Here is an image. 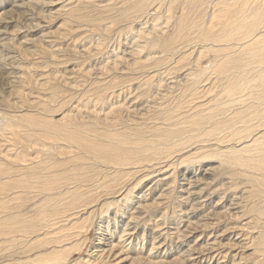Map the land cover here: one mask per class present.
I'll list each match as a JSON object with an SVG mask.
<instances>
[{
  "label": "rangeland",
  "instance_id": "rangeland-1",
  "mask_svg": "<svg viewBox=\"0 0 264 264\" xmlns=\"http://www.w3.org/2000/svg\"><path fill=\"white\" fill-rule=\"evenodd\" d=\"M138 1L139 0H0V15H4L0 16V125L7 124V116H13L16 120H24L28 115L32 116V120L36 122L42 119L46 121L51 120V123L57 120L61 121L59 125L62 130L68 132L69 137L71 136L70 132L74 131L92 140L97 138L101 139L102 135H106L107 132L109 133V129L111 128L109 134H112L114 131L113 133L115 134L127 135L129 133V136H137V133L141 132V134H146L145 137H149L151 135L150 132L154 133L155 129L166 127L168 123H170V125L175 123L179 124V122H177L178 119L183 123L187 121L186 118H190L192 115L193 117L198 116L196 114L199 113V110L202 111V109H205L206 111L214 112L211 107L216 104L218 98L221 99L222 102L229 101L223 96L220 88L227 83L225 76H231V73L235 75L233 73L236 72H232L235 71V68L230 67V73L227 71V73L223 75L220 74L223 62L224 64L228 63V66L226 65L228 68L232 66L229 61L234 60L232 63L237 64L239 67L238 69H240L239 71H243L240 73L246 77L245 81L251 79L254 80L251 83L261 81L262 75L264 74V54L255 57L257 62L253 57L249 56L248 51L255 52L263 45L257 42L260 35L264 33V26L260 25V28L250 36H248L249 32H247L246 35L248 38L246 35L244 37H241L243 35L235 37L234 40L236 42L232 40L231 42H223L224 37H221L224 36L226 32V24L229 27L230 22L236 25L240 22L239 19H241V21H247L248 23L251 21L253 22V18L248 19L246 16L250 17L252 13L254 14V9H259L256 5L264 10V0H149L150 3L148 0H143L141 4L145 5L143 6L144 8L139 4L138 7L133 8L134 11L128 9ZM225 1H229L227 10L225 9ZM33 2L35 5H33ZM245 2L249 3L246 4ZM220 4L222 6H220ZM232 5L234 7H232ZM248 5H250L252 9ZM140 7L143 10H141ZM235 7L237 10L240 9L238 10L239 12L236 11ZM246 8L247 11H249L248 14L246 13ZM79 9L85 14L82 18L81 13H77ZM73 10H75V12H72ZM251 10L252 13L250 12ZM262 10L261 12H264ZM23 11L25 13H23ZM217 11L219 12L217 13ZM51 13L53 15H50ZM237 15H239L240 18ZM221 16L224 19H222ZM225 16L227 19H225ZM219 18H221L220 21ZM243 18H246V20ZM213 22H215V24ZM262 22L264 23V20H261L260 23L263 24ZM210 25H216L217 27H211ZM223 25L225 26L224 28L222 27ZM209 26L210 29H208ZM218 33L219 36L222 33V36L219 37L217 35ZM205 35L207 37L216 36V39H210L208 37L210 41L205 42L204 39L207 40ZM255 35L256 39H252L255 38ZM217 37H219L218 40ZM169 39L175 40H172L174 41L172 42L168 41ZM240 40H243L242 42H244V44H242ZM219 41H221V45H218ZM155 42H159L160 44H155ZM165 42L171 43L168 44L170 47H167ZM253 43L257 44L254 46ZM222 45L224 47L226 45V49L222 48ZM245 46H247V48ZM252 46H257L259 48L254 49ZM209 47L213 48L209 49ZM219 47H221L222 53L220 52L221 50L218 49ZM215 52H219L221 56L219 53L215 54ZM223 52H226L227 54H225L227 56L223 54ZM243 52H246L245 54L248 53L246 56H249V58H243L245 57ZM236 53H238L237 55H240L241 58L236 56ZM242 53L244 55L243 57ZM222 55H224L223 58H221ZM228 56L230 57L226 59ZM260 57L262 58L260 59ZM223 59L226 60L222 62ZM228 59L230 60L226 62ZM245 59L248 61L250 59L253 63L250 64L251 62ZM217 61H221L222 64L220 63V65ZM238 61L245 63L247 67H245V65L243 68L242 64L239 65ZM244 61H247V63ZM216 64L218 65L215 66ZM248 65L251 66L248 67ZM212 68L220 73L216 72V74ZM218 79L221 80L220 82L222 83H220ZM186 87H188V89ZM258 88L261 89L260 86H256L250 91L247 90L248 93L246 92L244 94L248 99L246 101L247 105H249L248 102L253 103L254 95L261 91ZM181 90H183L182 93L184 94H181ZM252 91L255 92L253 93ZM181 99L185 100L181 101ZM169 100L171 105H169ZM179 103H181V106L176 107ZM243 105L244 104H238L232 109L241 108ZM260 105L261 107L264 106V102ZM175 108L179 110L175 111ZM244 108H246V106ZM167 109H170V111ZM194 110L195 112H193ZM230 112L231 111L227 112V114ZM152 113L153 115H151ZM188 113H190V116ZM176 114L183 115L182 117L186 118L183 119ZM231 116L232 115L228 117L224 116L223 118L227 121L232 119L235 120V118H231ZM4 117H7V120L3 121ZM169 117H171L172 120H170ZM166 118L167 120L169 119L168 122L165 120ZM175 118L176 120H174ZM157 120L164 123L155 124ZM24 122L25 124L23 125L28 126V121L26 122V120H24ZM160 124H162V126ZM64 125H67V127ZM129 126H131V128ZM148 127L151 131L146 129ZM142 128L144 130H142ZM152 130L154 131L152 132ZM262 130L264 131V127ZM25 139L28 144L36 141V138H31L29 135H27V137L25 136ZM7 142L8 140H2L0 137V144H7L5 147H2L3 152L1 154L3 155L1 156L14 152L9 148L11 143ZM65 142L67 141L60 140L59 144L64 145V147L62 148L60 146L58 148L62 149L64 153L62 157L66 158L65 163L67 164L63 167L65 168V166L68 165L66 166V170L68 171V168H71L73 165V171L77 172L76 169H83L81 163H86V167L87 165L88 167L91 166L89 170L95 165L96 168L94 167V171L96 173L91 169V172H85L82 177L77 176V174L75 175L76 177L72 175L79 181H75L72 176H69L72 180L67 178L69 181L68 183L65 180V182H62V185L65 186H62V188L60 187L61 190L56 188L59 192H56V190H54L55 192L53 191L55 194L52 192V195H55L56 198V200H54V197H52L54 201H51L52 199H49L46 195L37 194V192L29 190L26 194L28 197H24L23 199L25 200L24 205L16 208L18 202H16L15 198H22V196H19L22 195L20 192L13 193L12 191H8V195L6 196L0 194V264H27V262L30 264L32 259L38 257L41 253L46 254L53 251L57 246L59 249H67L68 257L64 264H109V262L115 264L116 261L119 260H114L115 255H110L108 260H106L107 262L98 259L96 257V246L100 240L101 234H103V237L107 238L104 240L112 241L113 244L116 242L119 243L120 238L118 235L125 229H127L126 233L134 232L127 237H132L130 239L132 240L130 245L134 244V248H140V252L143 253H134L133 255L137 257L143 256V258H146V256H148L147 254L155 238L158 237L159 242L164 241V245L162 244L161 248L158 249L159 252L156 253L157 255L158 253L160 254V256L156 257V260H158L160 264H259L260 262H264V256L262 254L264 252V245H259L257 241L259 237H261V232L264 230V219H257V212L249 211V209L257 205L256 203H258V207L264 205L263 201H261L264 199V195L260 193L257 188L253 187L249 179L250 177L253 178L257 177V175H261V177H258L262 182V180H264V173L259 174V172H255L251 167L248 169L235 162L222 163L215 158L211 160L204 159L203 163L199 165L198 158H200V151H198V149H201V147L198 148L195 144L189 147L188 150L175 152L171 157L160 159V161L167 160V162L170 160L168 163L164 162L157 165L159 162V160L157 161V156H150L149 159L151 161L147 160L150 163L145 160V163L134 165V167L133 165H131L132 167L130 165H120L113 167V169H107L105 168L107 166L106 164L96 163L93 160V156H91L92 153L88 151V153H90L88 154L76 145L71 149L75 150L74 156L78 157H74V160L77 159L75 160L76 162H71V160H69L70 149L67 148ZM236 144L239 145L238 143ZM214 147L217 146L208 143L203 149L208 154L209 151L213 153L212 149ZM238 147L240 148L242 146L239 145ZM184 153L186 156L183 155ZM32 154L34 157L35 153L32 152ZM180 154L183 155V157L193 156V158H195V156H197L194 159L195 161L197 160L196 162L190 159L196 164H189L188 167L185 165L187 163L180 164L178 159V157L181 156ZM83 156L87 157V160L90 158L92 161L89 159V161L83 160L85 162H80L78 158ZM5 160L7 159L5 158ZM48 160L50 163V159ZM79 163L82 166H80ZM89 163H91V165ZM173 163H175V165ZM58 164L62 171L63 164ZM170 165H172V167ZM118 168L121 172L118 171ZM132 168L133 170H130ZM126 169L129 173H134L129 176ZM205 169H207V173H204L203 170ZM89 172L90 175H104L106 173L108 177H111L109 174L113 175L114 173L116 178H119V182L121 181V184L117 188L123 186V189L117 190L119 192H115L111 196H105L104 193L102 194L100 192L101 199L99 198L98 202L95 201L87 212H84V210L80 211L81 208H78L76 211L71 210L65 215L62 214L63 216L54 215V213H56V211H54L55 207L60 206L61 209H64L60 199L62 195H64V197L66 196L64 194L65 192H68V194H89V189H91V187L93 188L92 185H99L101 183V181L97 179L95 183L93 181H90V183L84 182L83 178L88 176L86 174H89ZM253 172L257 175L251 174ZM144 174L147 175L145 178L143 177L145 176ZM101 177L103 178V176ZM81 178V182H84L83 184L86 186L88 184L87 187L89 189L80 182ZM139 180L141 181L140 183ZM70 181H74V184L69 183ZM260 181L257 183L258 185ZM79 183L82 185L80 186L81 189L78 188ZM189 183L192 185H189ZM76 185L78 187H76ZM74 186L78 192L74 191L75 189L73 190ZM67 188H70L71 191ZM180 188L188 189L195 194L181 191ZM78 189L83 192L81 193ZM1 192L3 193L4 191L0 187V193ZM253 192H255L256 195H254ZM92 193L97 195L95 191H91L90 195ZM161 193H164V195L158 199ZM47 198L51 201L48 204L44 202L47 201ZM10 199H14L12 207L5 208L7 206L6 203ZM112 199H114V201L117 200L114 202ZM234 200L236 201L234 202ZM259 201L261 203H259ZM36 202L40 203L37 204ZM107 202L115 204H112L111 207L105 206V204H108ZM57 203L59 205H57ZM148 203H154L151 207H153L152 209L155 211L152 210L151 207L144 208V204ZM44 204L45 206H42ZM192 204L194 205L193 207ZM232 205L235 206L231 207ZM32 206H35L36 209ZM42 207L47 209V215L50 214L52 218L55 217V219L56 217L58 219L60 218L57 223L51 222L56 220H53L51 216L48 215L47 218L50 217L52 220L47 223V226L44 223V228L40 229L39 232L25 236L21 234L22 232L19 233L20 226L15 225L13 227L14 229L11 228L10 230H6V227L3 226L4 222L9 223V219L17 215L29 217L31 214L39 218L44 212V208ZM194 208H197V210H194ZM91 209H93V211ZM23 210L24 212H22ZM123 210H125V214L122 213ZM192 211H196L195 216H193L194 213H192ZM246 212H248V214ZM90 213L93 214L91 217L88 215ZM26 214L27 216H25ZM235 216L238 217L236 218ZM86 217H90L88 221H85ZM113 217H115V221L112 219ZM62 218L63 220L61 221ZM18 219L22 218H16L14 220L18 221ZM162 220L164 224H162ZM68 221L71 223L69 224ZM192 221H194L198 230L190 232V234L187 235L189 236L187 239L183 237L185 238L183 241V245L185 246L184 250H191V248L203 249L204 256L195 254V257H201L195 258L193 256L194 260L184 261L183 259V262L178 261V259H176L179 254L176 253L177 241L180 240L178 237ZM75 222L78 224H75ZM81 223H83L82 225L85 224L84 226L87 228L84 226L76 227V225ZM100 223L103 224V229H99ZM108 223H110V225H108ZM113 223L118 225V230L115 235H112V238L110 233L108 234L107 232L109 229L114 230ZM127 223H129L128 226L126 225ZM158 224H160L159 227L157 226ZM241 224H246L245 230L241 231V233H244L243 235L241 233L225 234L227 228H232V226L234 227ZM74 228H76V230ZM1 232L5 234L2 235ZM54 235L59 236V238L56 239ZM181 235H183V233ZM50 239L53 240V242L48 244ZM148 239H150V241ZM234 244H236L235 247ZM130 245L127 247L126 252H131L130 249L132 246ZM10 246L13 247L11 248ZM27 248L30 249V251ZM37 253H39V255H36ZM28 255L31 257L29 256V258H27ZM241 257H244V259H241ZM98 260H100L99 263ZM32 263L37 264L34 262ZM129 263L130 261L124 264ZM58 264H61V262ZM119 264L123 263L121 262Z\"/></svg>",
  "mask_w": 264,
  "mask_h": 264
},
{
  "label": "bare ground",
  "instance_id": "bare-ground-1",
  "mask_svg": "<svg viewBox=\"0 0 264 264\" xmlns=\"http://www.w3.org/2000/svg\"><path fill=\"white\" fill-rule=\"evenodd\" d=\"M127 1V0H125ZM149 1V0H148ZM147 1V2H148ZM233 1V0H232ZM143 2V0H139L137 3H134V5L128 9H132L133 8H136L139 6V4H141ZM229 2V1H228ZM228 2L225 1L226 3V8L224 6V8L227 10V4ZM150 3V1H149ZM148 3V4H149ZM246 3V2H245ZM249 3V2H247ZM246 3V4H247ZM25 4V2H24ZM29 4V3H28ZM46 4V3H44ZM49 4V3H48ZM146 4V3H145ZM195 4V3H194ZM232 4V2H231ZM244 4V3H243ZM242 4V5H243ZM23 5V4H22ZM32 5V4H31ZM33 5L34 2H33ZM131 5V4H130ZM142 5V4H141ZM196 5V4H195ZM230 5V4H229ZM234 5V3H233ZM232 5V7H234ZM237 5V4H236ZM235 5V6H236ZM25 6V5H24ZM143 6H145L144 4L141 6L142 8H144ZM166 6V5H165ZM220 6H222L220 4ZM219 6V7H220ZM241 6V5H239ZM250 6V5H248ZM257 8L259 9H254L255 12L254 14L252 13V10L250 11L252 13V15L249 17V16H246L248 14L249 11H247V8H246V18L248 19H252L253 22L251 21L250 23H248L247 21H241L238 23V25L236 24H232L230 21V26L228 27L227 24H226V27L223 25L222 27L226 28L225 29V34L224 36H222V33L220 36H222L221 38L224 37L223 39V42L224 41H228V42H231L234 41V38L239 36V35H243L241 37H244L246 35L247 32H249V35L250 36L251 34H254L259 28H260V25L264 26V23L261 24V20L263 21L264 20V12H261V9L260 6L258 7V5H256ZM29 7V5H28ZM125 7H126V4H125ZM140 7V9H141ZM255 7V6H254ZM18 8V7H17ZM221 8V7H220ZM223 8V7H222ZM236 8V7H235ZM251 8V6H250ZM33 9V8H32ZM146 9V8H145ZM170 9V7H169ZM217 9V8H216ZM252 9V8H251ZM261 9V10H260ZM143 10V9H141ZM218 10V9H217ZM235 10V9H234ZM240 10V9H238ZM237 8H236V11H238ZM243 10V9H242ZM241 10V11H242ZM245 10V9H244ZM250 10V9H249ZM134 11V10H133ZM136 11V10H135ZM145 11V10H144ZM172 11V10H171ZM222 11V10H221ZM229 12H231L230 10H228ZM227 11V12H228ZM240 11V12H241ZM264 11V10H262ZM14 12V11H13ZM72 12H75V10H73ZM81 13V18L83 16H85V14H83L82 12L83 11H80L77 10V13ZM124 12V10H123ZM141 12V11H140ZM219 11H217L218 13ZM228 12V13H229ZM239 12V11H238ZM23 13H25L23 11ZM53 13V12H52ZM50 14V15H53V14ZM171 13V12H170ZM215 13V12H214ZM213 13V15L215 16V14ZM216 13V14H217ZM232 13V12H231ZM7 14V13H6ZM22 14V13H20ZM32 14V13H31ZM128 14V13H127ZM130 14V13H129ZM134 14V13H133ZM224 14V13H223ZM227 14V13H226ZM234 14V13H233ZM238 14V13H237ZM2 16H4L3 14H1ZM0 15V16H1ZM76 15V14H75ZM135 15V14H134ZM133 15V16H134ZM220 15V14H219ZM235 15V14H234ZM233 15V16H234ZM240 15V14H239ZM239 15H237L239 17ZM250 15V14H249ZM77 16V15H76ZM124 16V15H123ZM129 16V15H128ZM127 16V17H128ZM212 16V17H214ZM126 17V18H127ZM130 17V16H129ZM219 17V16H218ZM222 17V16H221ZM229 17V16H228ZM231 17V16H230ZM236 17V16H234ZM241 17V15H240ZM239 17V18H240ZM1 18V17H0ZM3 18V17H2ZM233 18V17H232ZM246 18L244 20H246ZM217 19V18H216ZM221 18H219V21H220ZM222 19H224L222 17ZM225 19L226 16H225ZM247 19V20H248ZM160 20V19H159ZM216 21V20H214ZM223 21V20H222ZM212 23V22H211ZM215 24V22H213ZM220 23V22H219ZM225 23V22H224ZM223 23V24H224ZM237 23V22H236ZM134 24V23H133ZM167 26V25H166ZM194 26V25H193ZM208 26V25H207ZM211 26V25H210ZM210 26L208 27V29H210ZM212 26H215L217 27L216 25H212ZM211 26V27H212ZM219 26V25H218ZM221 27V26H220ZM221 27V28H222ZM207 29V28H206ZM214 29V28H213ZM216 29V28H215ZM154 30V29H153ZM205 30V29H204ZM212 30V29H211ZM164 31V29H163ZM208 31V30H206ZM210 31V30H209ZM221 31V30H220ZM219 31V32H220ZM224 31V30H223ZM184 32V31H183ZM203 32V31H202ZM259 32V31H258ZM262 32V30H261ZM205 33V31H204ZM217 33V32H216ZM215 33V34H216ZM202 34V33H201ZM206 34V33H205ZM208 34V33H207ZM210 35V34H208ZM214 35V34H213ZM219 36V33L217 34ZM257 35V34H256ZM256 35L254 36L255 38H252V39H256ZM177 36V35H176ZM203 36V35H202ZM212 36V35H210ZM219 36V37H220ZM247 36V35H246ZM247 36V38H248ZM258 36V35H257ZM205 37H207L205 35ZM209 37V36H208ZM207 37V40L206 41H210L209 38L213 39L215 38L216 36L214 37ZM217 37V40L218 38ZM259 37V36H258ZM161 38V37H160ZM220 38V39H221ZM251 38V37H250ZM154 39V38H152ZM216 39V38H215ZM214 39V40H215ZM161 40V39H160ZM167 40V39H166ZM172 40H175V39H172ZM172 40H168V41H172ZM150 41V40H149ZM162 41V40H161ZM160 41V42H161ZM212 41V40H211ZM243 40H240V42H242ZM252 41V40H251ZM167 42V41H166ZM165 42V45L167 44V47L169 46L168 44H171V43H166ZM174 42V41H172ZM247 42V41H246ZM245 42V44H246ZM254 42V41H253ZM256 42V40H255ZM151 43V42H150ZM159 43V42H158ZM157 42H155V44H158ZM176 43V42H175ZM221 41H219V44L218 45H221L220 44ZM233 43V42H232ZM260 44L262 43L263 45H261V48L259 47H254L256 44ZM256 44H254V46H252L254 49L255 48H259L257 49V51L255 52H249V56L250 57H253L255 59L256 56L258 55H261V54H264V33L262 35H260L259 37V40ZM160 44V43H159ZM158 44V45H159ZM215 44V43H214ZM242 44H244V42H242ZM252 44V45H253ZM164 45V44H163ZM175 45V44H174ZM212 45V44H211ZM216 45V44H215ZM237 45V44H235ZM249 45V44H248ZM173 46V45H172ZM206 46V45H205ZM209 46V45H208ZM243 46V45H242ZM251 46V45H250ZM160 47V46H159ZM166 47V46H164ZM170 47V46H169ZM217 47V46H216ZM222 48H225V47L222 45L221 46ZM221 47H219L218 49L221 50ZM247 48V46H245ZM213 47H209V49H212ZM215 48V47H214ZM237 48V47H236ZM207 49V48H206ZM208 49V50H209ZM226 49V48H225ZM164 50H168V49H164ZM207 50V52H208ZM215 50V49H214ZM217 50V51H219ZM251 50V49H250ZM206 51V50H205ZM212 51V50H210ZM216 51V52H217ZM215 54H218L216 53ZM222 53V50L220 51ZM237 52V51H235ZM242 52V51H241ZM205 53V52H204ZM226 53V52H225ZM223 52V54H225ZM244 54L246 52H243ZM242 53V57L244 56ZM213 54V53H212ZM220 54V53H219ZM227 54V53H226ZM225 54V55H226ZM238 53H236L235 55L236 56H239L241 58L240 55H237ZM248 54V53H247ZM247 54H245V57L243 58H249V56H246ZM203 55V54H202ZM230 55V54H228ZM201 56V55H200ZM204 56V55H203ZM202 56V57H203ZM214 56V55H213ZM221 56V54H220ZM224 55H222L221 58H223ZM227 56V55H226ZM234 56V55H232ZM231 56V57H232ZM262 56V55H261ZM16 57V56H15ZM201 57V58H202ZM208 57V56H207ZM218 57V56H216ZM230 56L226 57L229 58ZM205 58V57H204ZM225 58V57H224ZM234 58H237V57H234ZM234 58H230V59H234ZM262 57H260L261 59ZM199 59V58H198ZM218 59V58H217ZM216 59V60H217ZM225 59V60H226ZM230 59H228L226 62H228ZM251 59V58H250ZM249 59V61L247 59L248 62H251L250 64H252L253 62ZM200 60V59H199ZM215 60V61H216ZM224 59L222 60L225 61ZM242 60V59H241ZM256 60V59H255ZM210 61V60H209ZM231 61V60H230ZM229 61V63L232 65V66H229L228 68L226 67V65L228 66V63L222 64L221 61H217V63H221L222 64V67L220 69V72H217L216 69H213L214 72L216 73H220V74H224V73H230L231 70H230V67H233L235 68V71H232V72H236V73H233L235 75H232L231 73V76H225L223 78H225V80H227V83L225 86H222L220 89L222 90V93H223V96L225 98H227L226 100H229L227 102H222L221 99H217L216 101V104L213 105L211 107V109L214 110L213 111H206L205 109H202V111L199 110V113L196 114L198 116H194L193 115L190 117V118H186L187 121H184L183 123L180 122V120L177 122H179V124L175 123V124H171L168 123V126L166 127H163V128H157L154 130H152V132L154 131V133H151L150 132V136L149 137H145L146 134L144 135L143 133L141 134L140 133H137V136H129L130 134L128 133L127 135H124V134H115L112 132V134H109L110 133V130L112 129H109V133L107 132L106 135H102V138L99 139H95V140H92V139H89V138H86L84 136H82L81 134H78L77 132H70V137H69V134L67 131H64L62 130V128L60 127L59 124H61V121H56V122H52L51 123V120H48L46 121L45 119H42V120H37V122L35 120H32V116H26L24 120H26V122L28 121V126H25L23 124H25L24 120H16L13 116H7L8 117V120H7V117H4L3 118V121L4 120H7V124L5 125H0V137L2 138V140H8L9 143H11L9 145V148L11 150H13L14 152H10V153H7V155L5 154L4 156H1L3 154H1L3 151L2 147H5L7 144H0L1 145V150H0V171H1V176H0V187L1 189L4 191L3 193L1 192L0 194L6 196L8 195V191H12L13 193L14 192H20L22 195H19V196H22L21 197H17L15 198L16 202H18V205L16 206V208H19L21 205H24L25 203V200L24 197H28L26 194L29 192V190H32V191H35L37 192V194H42V195H46L47 197H49V199H52L51 201H54L56 200L55 198V195H52V192L54 190H56V188L59 190H61L62 188V182L65 180L67 181L68 183V179L69 176H72L74 175V177H76L75 175L77 174V176H81L83 174H85V172H88L90 171L91 169L94 171V167L91 168L89 170V166L87 165L86 167V163H81L83 165V169H76V171H73V165L71 168H68V171L66 170V165L65 168L63 167L65 164V160L66 158L62 157L63 156V152H62V149H58L60 146L63 148L64 145H60L59 144V141L60 140H64V141H67L65 142L67 144V148L70 149L69 150V153H70V159L71 162H76L75 159L74 160V157L77 158L78 156H74V153H75V150L71 149L74 145H76L77 147H79L80 149L84 150L85 152L88 153V151L91 154V156H93V160L96 162V163H101V164H106L107 166L105 168H110V169H113V167H116V166H128V165H139V164H142L145 160L149 161V157L152 156V157H156L157 156V161L159 160V162L157 163L158 164H162L164 162H167V160H164V161H160V159L162 158H168V157H171L173 156V153L175 152H182L184 150H188L189 147L193 146L194 144L196 146L201 147V149H198V151H200V158H198V163L199 165L203 163L204 159H207V160H211L212 158L214 159H217V160H220L222 163H225V162H229V163H238V165H243L245 167H247L248 169L251 167L255 172H259L260 173H264V131L262 130L263 127H264V106L261 107V103L264 102V74L262 75V78H261V81H255L254 83H251L253 82L254 80L251 79V80H246L245 81V76L241 75L240 72H243V71H239L240 69H238L239 67L237 66V64H233L232 61L234 62V60H232L231 62ZM247 61H244L247 63ZM257 61V60H256ZM255 61V62H256ZM162 62V60H161ZM258 62V61H257ZM195 63V62H194ZM239 65L242 64V67L245 66L246 64L241 62V61H238ZM260 63V61H259ZM220 64V65H221ZM249 64V63H248ZM263 64V63H262ZM200 65V64H199ZM218 64H216L215 66H217ZM254 65V64H253ZM203 66V65H202ZM251 66V65H248V67ZM214 67V66H213ZM241 67V69H242ZM247 67V65L245 66ZM15 68V67H14ZM187 68V67H186ZM197 68V67H196ZM199 68V66H198ZM197 68V69H198ZM215 68V67H214ZM218 68V67H216ZM220 68V66H219ZM244 68V67H243ZM251 68H254V67H251ZM202 69V68H201ZM205 69V68H204ZM238 69V70H236ZM248 69V68H247ZM200 70V69H199ZM216 70V71H215ZM230 70V72H229ZM252 70V69H251ZM202 71V70H201ZM219 71V70H218ZM245 71V70H244ZM253 71V70H252ZM204 72V71H203ZM201 73V72H200ZM216 73V74H217ZM246 73V71H245ZM248 73V71H247ZM189 74V73H188ZM252 74V73H251ZM192 75V74H190ZM218 76H221V75H218ZM187 77V75H186ZM222 77V76H221ZM253 77V76H252ZM217 78V77H216ZM222 78V79H223ZM192 79V77H191ZM194 79V77H193ZM195 80V79H194ZM219 80V79H218ZM224 80V79H223ZM222 80V81H223ZM221 80H219L220 82ZM222 83V82H220ZM219 83V84H220ZM192 84V82H191ZM14 85V84H13ZM221 85V84H220ZM215 86V85H214ZM256 86H260L261 90L259 93H257L256 95H254V101L253 103H249V105H247V98L244 96V94L247 92V90H251L253 87H256ZM185 88V86H184ZM188 89V87H186ZM192 88V87H190ZM212 88V87H211ZM182 89V88H181ZM193 89V88H192ZM197 89V88H196ZM214 90V89H213ZM180 91V90H179ZM189 91V90H188ZM194 91V90H193ZM217 91V90H215ZM220 91V90H219ZM20 92V91H19ZM18 92V93H19ZM124 92V91H123ZM172 92V91H171ZM183 90H181V94H184L182 93ZM185 92V91H184ZM210 92V91H209ZM253 92V91H252ZM255 92V91H254ZM253 92V93H254ZM148 93V92H147ZM186 93V92H185ZM196 93V92H195ZM220 93V92H218ZM248 93V92H247ZM146 94V93H145ZM168 94V93H167ZM173 94V93H172ZM180 94V93H179ZM103 95V94H102ZM175 95V94H174ZM194 95V94H193ZM192 95V96H193ZM155 96V95H154ZM176 96V95H175ZM179 96V95H178ZM185 96V95H184ZM188 96V95H187ZM197 96V95H195ZM103 97V96H102ZM160 97V96H159ZM157 97V98H159ZM162 97V96H161ZM168 97V95H167ZM173 97V96H172ZM223 97V98H224ZM249 97V96H248ZM174 98V97H173ZM180 98V97H179ZM187 98V97H186ZM222 98V97H220ZM162 99V98H161ZM164 99V97H163ZM191 99V98H190ZM179 100V99H178ZM177 100V101H178ZM185 100V99H184ZM181 99V101H184ZM192 100V99H191ZM165 101V100H164ZM167 102V101H166ZM165 102V103H166ZM170 103V100L168 101ZM175 102V101H174ZM189 102V101H187ZM164 103V104H165ZM168 104V103H167ZM181 103H179V105H176L177 106H181L180 105ZM185 104V103H184ZM238 104H244L241 108H237L235 110H233L235 108L236 105ZM251 104V105H250ZM171 105V103L169 104ZM168 106V105H167ZM192 106V105H191ZM246 106V108H244ZM160 107V106H158ZM184 107V105H183ZM181 107V108H183ZM171 108V107H169ZM180 108V107H179ZM233 108V109H232ZM244 108V109H243ZM150 109V108H149ZM168 110V109H167ZM173 110V109H172ZM176 110H179L177 108H175V111ZM181 110V109H180ZM183 110V109H182ZM244 110V111H243ZM157 111V110H156ZM170 111V109L168 110ZM206 111V112H205ZM231 111L229 114H227V112ZM166 112V111H165ZM195 112V110L193 111ZM170 113V112H169ZM168 113V114H169ZM178 113V112H177ZM184 113V112H183ZM167 114V115H168ZM181 114V113H180ZM185 114V113H184ZM189 116H190V113H188ZM146 115V114H145ZM143 115V116H145ZM150 115V114H149ZM153 115V113L151 114ZM163 115V114H162ZM171 115V114H169ZM175 115V114H174ZM173 115V116H174ZM177 116L179 114H176ZM229 115H232L231 118H235V120H229L227 121L225 118H223L224 116H229ZM155 116V115H154ZM153 116V117H154ZM165 116V115H164ZM181 118H183L182 116L183 115H179ZM178 116V117H179ZM188 116V117H189ZM147 117V116H146ZM160 117V115H159ZM193 117V118H192ZM149 118V117H148ZM168 118V117H167ZM167 118L165 120H167ZM170 120L171 117H169ZM180 118V119H181ZM183 118V119H185ZM2 119V118H1ZM154 119V118H153ZM157 119V118H156ZM161 119V118H159ZM69 120V119H68ZM149 120V119H148ZM155 120V119H154ZM169 120V119H168ZM167 120V122H168ZM176 120V118L174 119ZM109 121V120H108ZM153 121V120H152ZM156 121V120H155ZM182 121V120H181ZM107 122V120H106ZM146 122V121H145ZM148 122V121H147ZM154 122V121H153ZM152 122V123H153ZM65 123V122H64ZM156 123H164V122H160L157 120ZM181 123V124H180ZM68 125V124H67ZM67 125H64L67 127ZM152 125V124H151ZM154 125V124H153ZM158 125V124H157ZM162 126V124H160ZM104 126V125H103ZM126 126V125H125ZM156 126V125H155ZM165 126V125H164ZM90 127V126H89ZM95 127V126H93ZM112 127V126H111ZM128 127V126H127ZM131 128V126H129ZM134 127V126H133ZM137 127V126H136ZM172 127V128H170ZM96 128V127H95ZM119 128V126H118ZM125 128V127H124ZM135 128V127H134ZM144 128V127H143ZM142 128V130H144ZM149 128V127H148ZM146 128L148 131L151 129L149 128ZM128 129V128H127ZM134 130V129H133ZM108 131V130H107ZM122 131V130H120ZM137 131V130H136ZM139 131V130H138ZM259 131H263V132H259ZM8 134H7V133ZM101 132V131H100ZM104 132V131H103ZM133 132V131H132ZM143 132V131H142ZM94 133V132H93ZM106 133V132H105ZM147 133V131H146ZM100 134V133H98ZM27 135H29L31 138H36V141L33 142V143H30L28 144L26 139H25V136L27 137ZM132 135V134H131ZM100 136V135H99ZM250 138V139H249ZM94 139V138H93ZM214 141V142H213ZM249 141V142H248ZM7 142V143H8ZM248 142V143H247ZM209 144H214V146L216 145L217 147H214L212 150H213V153L209 151V153L207 154L206 151L203 149V147L207 146ZM236 143H238L239 145H241L242 147H238L239 145H237ZM13 146V147H12ZM66 146V145H65ZM232 146V147H230ZM197 148V147H196ZM212 148V147H210ZM206 149V148H205ZM77 150V149H76ZM79 150V149H78ZM81 150V151H82ZM209 150V149H208ZM211 150V151H212ZM32 152L35 153V156L33 157L32 155ZM80 152V151H79ZM86 153V154H87ZM88 153V154H90ZM188 153V152H187ZM191 153V152H190ZM189 153V154H190ZM197 153V151H196ZM73 154V155H71ZM177 154V153H176ZM188 154V155H189ZM181 155V154H180ZM185 155V153L183 154ZM183 155L179 156L178 159L180 161V164H184V163H187L185 164L187 167L189 164H196L194 163L193 161H191L190 159H195L197 156H195V158H193V156H188V157H183ZM194 155V154H193ZM5 158L7 160H5ZM50 159V163H49V160ZM90 159V158H89ZM89 159L87 160V157L83 156V157H79L78 160H80V162H85L83 160H87L89 161ZM35 160V161H34ZM91 160V159H90ZM156 160V159H155ZM92 161V160H91ZM147 161V162H148ZM151 161V160H150ZM153 161V160H152ZM170 161V160H169ZM168 161V162H169ZM195 161V160H194ZM197 161V160H196ZM195 161V162H196ZM70 162V164H71ZM79 162V161H78ZM77 162V163H78ZM146 162V163H147ZM167 162V163H168ZM172 162V160H171ZM193 162V163H192ZM220 162V163H221ZM63 164L62 167H63V170L61 171L60 170V166L59 164ZM69 163V162H68ZM145 163V162H144ZM150 163V162H148ZM156 163V162H155ZM80 164V163H79ZM80 164V166H82ZM91 165V163H89ZM154 164V162H153ZM175 165V163H173ZM76 165V164H75ZM97 165V164H96ZM198 165V164H197ZM223 165V164H222ZM228 165V164H227ZM237 165V164H236ZM70 166V165H69ZM79 166V165H77ZM79 166V168H81ZM92 166H93V163H92ZM101 166H104V165H101ZM148 166V165H147ZM172 167V165H170ZM98 167V166H97ZM132 167V166H131ZM144 167V166H143ZM149 167V166H148ZM156 167V166H155ZM42 168V169H41ZM96 168V167H95ZM98 168H101L100 166ZM162 168V167H161ZM165 168V167H164ZM163 168V169H164ZM193 168V167H192ZM219 168V167H218ZM65 169V171H64ZM70 169V171H69ZM109 169V171H110ZM119 169V168H118ZM137 169V168H136ZM135 169V170H136ZM141 169V168H140ZM145 169V168H143ZM148 169V168H147ZM158 169V168H157ZM172 169V168H171ZM186 169V168H185ZM91 170V171H92ZM98 170V169H97ZM96 170V171H97ZM101 170V169H100ZM99 170V171H100ZM130 170H133L130 169ZM252 170V171H253ZM90 171V172H91ZM116 171V170H115ZM118 171L121 172V170L119 169ZM127 171V169H126ZM124 171V172H126ZM137 171V170H136ZM204 173H207V169L203 170ZM201 171V172H203ZM90 172L89 174L87 173L86 175L88 176H85L83 178L84 182H88L90 183V181H93L94 183L96 182V179L99 181H101V183L98 185H92L93 188L91 187V189H89L86 185H84L83 183L84 182H81L82 181V178L80 180V182L86 186V188L89 189V194H86L84 193V195H81V194H78V193H69L68 192H65L64 194L66 195L64 197V195H62L61 199L59 197V199L61 200V205L62 207H64V209L60 208L59 207H55L54 208V211H56V213H54V215H61L63 216L62 214H67L69 213V211L71 210H75L78 209V208H81L80 211L84 210V212H87L91 206H93L92 204L99 200L100 198V192L105 196H111L113 195L115 192H119L117 190H121L123 189L121 187L117 188L120 184H121V181L119 182V178H116L115 174L113 173L112 174H109V176L111 177H108L107 175L108 174H104V175H99V174H96V175H90ZM92 172V173H93ZM128 172V171H127ZM132 172V171H130ZM139 172V171H137ZM161 172V171H160ZM96 173V172H95ZM111 173V172H110ZM129 173V172H128ZM134 173V172H133ZM133 173H129V176H131L130 174H133ZM176 173V172H175ZM101 174V173H100ZM150 174V173H149ZM174 174V172H173ZM251 174H255L257 175L256 173H251ZM99 175V176H98ZM145 175V174H144ZM84 176V175H83ZM98 176V177H97ZM103 176V178L101 177ZM147 175L143 176L144 178L146 177ZM175 176V174H174ZM184 176V174H183ZM261 175H257V177H250L249 181L250 183L253 184V187L257 188L258 191L260 193H262L264 195V180H262V182L260 181V178L258 177ZM73 177V176H72ZM73 177V178H74ZM119 177V176H118ZM264 177V176H263ZM71 178V177H70ZM69 178V179H70ZM78 178V177H77ZM176 178V176H175ZM75 179V178H74ZM79 179V178H78ZM124 179V178H123ZM177 179V178H176ZM264 179V178H263ZM72 180V179H70ZM77 179H75L76 181ZM125 180V179H124ZM127 180V179H126ZM143 180V179H142ZM64 181V182H65ZM79 181V180H77ZM260 181L259 185L257 184L258 182ZM74 182V181H73ZM73 182H69V183H73ZM92 182V183H93ZM141 181L139 180V183ZM67 183H66V186H67ZM77 183V182H76ZM74 184V183H73ZM78 184V183H77ZM135 184V183H134ZM189 185H192L191 183H189ZM65 186V185H64ZM63 186V187H64ZM82 186L80 183H79V187L76 185V187L80 188ZM83 186V187H84ZM61 187V188H60ZM182 187V186H180ZM252 187V186H251ZM101 188V189H100ZM66 189V188H65ZM64 189V190H65ZM70 190V188H67ZM72 189V188H71ZM75 189V186L73 188V190ZM78 189V190H80ZM126 189V188H125ZM124 189V190H125ZM181 189V188H180ZM190 189V188H189ZM252 189V188H251ZM84 190V188H83ZM123 190V191H124ZM127 190V189H126ZM125 190V191H126ZM129 190V189H128ZM133 190V189H132ZM63 191V190H62ZM71 191V190H70ZM74 191H77V189H75ZM81 191V190H80ZM79 191V193H80ZM87 191V190H86ZM96 192V194H91L90 195V192ZM124 191V192H125ZM181 191H184V192H188L190 194H195V193H192V191L188 190V189H185V188H182ZM55 192V191H54ZM53 192V194H55ZM56 192H59L56 190ZM78 192V191H77ZM83 191H81L82 193ZM85 192V191H84ZM88 192V191H87ZM63 193V192H62ZM67 193V194H66ZM122 193V192H121ZM183 193V192H182ZM254 195L255 192H253ZM103 195V196H104ZM127 195V194H126ZM164 193H161L158 197L161 198L163 197ZM98 196V197H97ZM191 196V195H190ZM54 197V200L53 198ZM57 197V199H58ZM125 197H128V196H125ZM184 197V196H183ZM192 197V196H191ZM42 198V196H41ZM98 198V199H97ZM49 199L47 198L46 200L47 201H44L46 202L47 204L51 201H49ZM58 199V200H59ZM101 199V198H100ZM108 199V198H107ZM111 199V198H110ZM132 199V198H131ZM192 199V198H191ZM234 199V198H233ZM232 199V200H233ZM39 200V199H38ZM57 200V202H58ZM109 200V199H108ZM107 200V201H108ZM114 201V199H112ZM117 200V199H116ZM115 200V201H116ZM118 200H119V197H118ZM104 201V200H103ZM114 201V202H115ZM188 201V200H187ZM236 200H234L235 202ZM263 201L264 203V199L261 200ZM41 202V200H40ZM38 202V203H40ZM119 202V201H118ZM156 202V201H155ZM233 202V201H232ZM14 203V199H10L7 203H6V207L5 208H11L12 207V204ZM37 203V202H36ZM37 203V204H38ZM59 203V202H58ZM57 203V205H59ZM108 203V202H107ZM259 203H261L259 201ZM112 204H115V203H108V204H105V206H112ZM154 203L150 204H144V208H148V207H151ZM158 204V203H157ZM257 205L254 206L252 209H249V211L251 210V212H257V219L259 220H262L264 219V205L258 207V203H256ZM32 205V204H31ZM41 205V204H40ZM127 205V204H126ZM261 205V204H260ZM42 206H45L42 205ZM158 206V205H157ZM194 205L192 204V207ZM235 205H232L231 207H233ZM253 206V205H252ZM35 208V206H32ZM38 207V206H37ZM102 207V206H101ZM125 207V206H124ZM191 207V208H192ZM197 207V206H196ZM26 209H29L28 207H25ZM44 208V207H42ZM94 208V207H93ZM153 207H151L152 209ZM156 208V207H155ZM198 208V207H197ZM197 208H194V210H197ZM41 209V208H40ZM44 212H43V215L39 218L33 215L30 214L29 217H24V215L20 216V215H17L16 217L14 218H10L9 219V223H1L3 224V226L6 227V230H10L11 228H13L15 225L17 226H20V232H22L21 234H23V236L25 235H32V234H35L37 232L40 231V229H43L44 226L46 225L47 226V223H49L50 220H54L55 217L51 218H47V214L46 212L47 209H43ZM42 210V211H43ZM93 211V209H91ZM109 210V209H108ZM107 210V211H108ZM121 210V209H120ZM146 210V209H145ZM154 210V209H152ZM13 211V210H12ZM20 211V210H19ZM155 211V210H154ZM24 212V210L22 211ZM28 212V211H27ZM34 212V211H33ZM32 212V213H33ZM37 212V211H36ZM50 212V211H49ZM79 212V211H78ZM76 213V214H79V213ZM90 212V211H89ZM127 212V211H126ZM137 212V211H136ZM17 213V212H15ZM119 213V212H118ZM123 214H125V210H123L122 212ZM192 213H194L193 216H195V213L196 211H192ZM248 214V212H246ZM250 213V212H249ZM28 214V215H29ZM72 214V213H71ZM104 214V212H103ZM191 214V213H190ZM212 215H215L213 213H211ZM220 214V213H219ZM246 214V215H247ZM53 215V216H54ZM73 215V214H72ZM86 215V214H85ZM90 217L93 215L92 213L88 214ZM186 215V214H185ZM188 215V214H187ZM27 216V214L25 215ZM82 216V215H80ZM95 216V215H94ZM103 216V215H102ZM189 216V215H188ZM191 216V215H190ZM216 216V215H215ZM234 216V215H233ZM60 217V216H59ZM73 217V216H72ZM83 217V216H82ZM90 217H86L85 218V221H88V219ZM116 217V216H115ZM115 217H113L112 219L115 221ZM164 217V216H163ZM179 217V216H178ZM236 218L238 216H235ZM251 217V216H250ZM16 218H22V219H18L17 220H14ZM47 218V219H46ZM64 219H66L65 217H63ZM63 218L61 219V221L63 220ZM76 218V217H75ZM110 218V217H109ZM146 218V217H145ZM165 218V217H164ZM181 218V217H180ZM46 219V220H45ZM60 219V218H59ZM57 217H56V221H51V222H56L59 220ZM69 219V218H67ZM77 219V218H76ZM73 220V219H72ZM111 220V219H110ZM131 220V219H130ZM256 220V219H255ZM46 221V222H45ZM189 221V220H188ZM7 222V221H6ZM50 222V223H51ZM66 222V221H65ZM162 224L163 223V220L161 221ZM164 222L166 223V221L164 220ZM181 222V221H180ZM45 223V225H44ZM68 223L70 224L71 222L68 221ZM137 223V222H136ZM159 223V222H158ZM67 224V223H65ZM75 224H78L77 222H75ZM83 223L79 224V225H76V227H83L84 225H82ZM139 224V223H137ZM177 224V223H176ZM259 224V223H258ZM108 225H110V223H108ZM107 225V226H108ZM127 226L129 225V223L126 224ZM160 224H158L157 226L159 227ZM181 225V224H179ZM246 225V224H245ZM245 225H237V226H232V228H227L226 229V232L225 234H229V233H235V234H240L241 231H244L245 230ZM248 225V224H247ZM254 225L256 226V224L254 223ZM51 226V225H50ZM55 226V225H53ZM52 226V227H53ZM195 225L194 221L190 222V224H188V226L183 230V235H179V241H177V248H176V253H179L178 254V257L176 259H178V261H182L183 262V259L184 261H191V260H194L193 258L195 257L194 255L195 254H199V255H203L204 254V250H199V249H196V248H191L190 249H187V250H184V245H183V241L184 239L186 238H189V236H187L188 234H190V232H192L193 230L197 231L198 230V227ZM249 226V225H248ZM51 227V228H52ZM86 227V226H84ZM135 227V226H134ZM157 227V228H158ZM179 227V226H178ZM258 227V226H257ZM47 228V227H45ZM49 228V227H48ZM58 228V227H57ZM87 228V227H86ZM113 228L114 230H111L109 229L108 230V234L110 233V235H115V233H117V230H118V225L114 224L113 223ZM127 228V227H126ZM14 229V228H13ZM76 230V228H74ZM84 229V228H83ZM99 229H103V224H99ZM159 230V229H158ZM82 231V230H81ZM127 229L125 230H122L121 233H119L118 237L120 238L119 240V243L116 242V243H112V241H106L104 239H107L105 237H103V234L100 235V240L99 242L97 243V255L96 257L98 259H102L104 260L105 262H107L106 260H108V257L110 255H115V259H119L116 261L115 264H119V263H126V262H129V264H160L158 260H156L157 256H160V254L158 253V255L156 254L158 251V249L161 248L162 244L164 243V241L162 242H159L158 241V237L155 238L152 243V246L150 247L149 249V253L147 254L148 256H146V258H143L142 257H137L135 255H133L134 253L136 254H139V253H142L140 252V248L139 249H135L134 248V244L130 245L131 241L130 240L132 237H127L128 235H132V233H126ZM130 231V230H129ZM13 232V231H12ZM51 232V231H50ZM131 232V231H130ZM74 233V232H73ZM103 233V232H102ZM1 234H5L3 232H1ZM17 234V233H16ZM162 234V233H161ZM242 235L244 233H241ZM77 236V235H76ZM260 236V235H259ZM48 237V236H47ZM46 237V238H47ZM54 237H56V239L59 238V236L57 235H54ZM124 237H127V238H124ZM134 237V236H133ZM185 237V238H183ZM2 238V236H1ZM36 238V237H35ZM113 238V236H112ZM129 238V239H128ZM183 238V239H182ZM34 239V238H32ZM49 239V238H48ZM62 239V238H61ZM75 239V238H74ZM77 239V238H76ZM46 240V239H45ZM78 240V239H77ZM130 240V241H129ZM134 240V239H133ZM150 241V239H148ZM129 241V242H128ZM258 241V244L259 245H264V230L263 232H261V237H259V239L257 240ZM45 242V241H44ZM53 242V240H49L48 241V244ZM62 242V241H61ZM75 242V241H74ZM239 242V241H238ZM16 244V243H14ZM13 244V245H14ZM237 244V243H236ZM236 244H234V247L236 246ZM9 245V244H8ZM6 245V246H8ZM131 247V252H126L127 250V247ZM164 245V244H163ZM24 246V245H23ZM54 246V245H53ZM238 246V245H237ZM11 247V246H10ZM13 247V246H12ZM11 247V248H12ZM26 247V246H25ZM55 247V246H54ZM58 247V246H57ZM55 248L53 251L49 252V253H46V254H40L37 253L36 255H39L38 257H36L35 259H32L31 261L34 262V263H37V264H58L61 262V264H64V262L67 261V257H68V252H67V249H59V248ZM193 247V246H192ZM24 248V247H23ZM29 248V246H28ZM27 248V249H28ZM35 248V247H34ZM190 248V247H189ZM210 248V247H209ZM263 248V247H262ZM21 249V248H20ZM32 249V248H31ZM182 249V250H181ZM235 249V248H234ZM30 251V249H28ZM33 250V249H32ZM206 250V249H205ZM212 250V249H211ZM124 251V252H123ZM14 252V251H13ZM17 252V251H16ZM43 252V251H42ZM24 253V252H22ZM93 253V252H92ZM172 253V252H170ZM208 253V252H207ZM212 253V252H211ZM14 254V253H13ZM143 254V253H142ZM263 256H264V252L262 253ZM31 255V254H30ZM27 258H29V256ZM206 255V253H205ZM27 256V255H26ZM95 256V255H94ZM194 256V257H193ZM201 256H197L195 258H200ZM204 256V255H203ZM12 257V256H11ZM31 257V256H30ZM34 257V256H32ZM241 259H244V257H241ZM240 259V260H241ZM15 260V259H14ZM13 260V261H14ZM19 260V259H17ZM28 260V259H27ZM12 261V263H13ZM22 261V260H20ZM24 261V260H23ZM26 261V260H25ZM88 261V260H87ZM100 260H98V263H99ZM177 261V260H176ZM177 261V262H178ZM237 261V260H236ZM264 261V260H263ZM19 262V261H17ZM32 262H30V264H33ZM113 264V262H109V264ZM15 264V263H14ZM19 264V263H18ZM27 264H29V262H27ZM162 264V263H161ZM165 264V263H164ZM240 264V263H239ZM259 264H264V262H260Z\"/></svg>",
  "mask_w": 264,
  "mask_h": 264
}]
</instances>
